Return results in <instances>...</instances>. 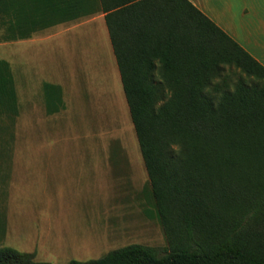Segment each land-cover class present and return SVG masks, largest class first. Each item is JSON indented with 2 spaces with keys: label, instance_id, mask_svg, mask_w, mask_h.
<instances>
[{
  "label": "trees",
  "instance_id": "trees-1",
  "mask_svg": "<svg viewBox=\"0 0 264 264\" xmlns=\"http://www.w3.org/2000/svg\"><path fill=\"white\" fill-rule=\"evenodd\" d=\"M98 12L167 246L67 263L3 246L0 264H264V64L191 0H0V41ZM43 90L48 114L65 108L61 85ZM18 104L0 58V114Z\"/></svg>",
  "mask_w": 264,
  "mask_h": 264
},
{
  "label": "rangeland",
  "instance_id": "rangeland-1",
  "mask_svg": "<svg viewBox=\"0 0 264 264\" xmlns=\"http://www.w3.org/2000/svg\"><path fill=\"white\" fill-rule=\"evenodd\" d=\"M100 14L0 41L19 101L17 114H0V247L38 261L97 259L133 243L167 246ZM45 82L63 88L65 108L54 114Z\"/></svg>",
  "mask_w": 264,
  "mask_h": 264
},
{
  "label": "crops",
  "instance_id": "crops-1",
  "mask_svg": "<svg viewBox=\"0 0 264 264\" xmlns=\"http://www.w3.org/2000/svg\"><path fill=\"white\" fill-rule=\"evenodd\" d=\"M191 1L264 64V0ZM100 13L96 18L106 23L105 14Z\"/></svg>",
  "mask_w": 264,
  "mask_h": 264
}]
</instances>
